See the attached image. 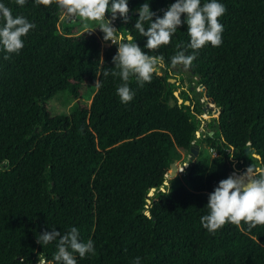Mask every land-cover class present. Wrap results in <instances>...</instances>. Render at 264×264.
Here are the masks:
<instances>
[{
	"label": "trees",
	"instance_id": "1",
	"mask_svg": "<svg viewBox=\"0 0 264 264\" xmlns=\"http://www.w3.org/2000/svg\"><path fill=\"white\" fill-rule=\"evenodd\" d=\"M3 2L35 27L18 54L0 52V264H54L57 241L41 246L38 234L72 227L95 246L94 254L76 255L77 264H133L136 257L141 264H264V225L226 223L209 232L200 224L208 194L235 165L264 162V0H220L222 44L195 50L190 66L171 64L179 51L193 54L187 26L169 44L145 48L134 23L146 0H129L124 34L163 56L166 67L143 86L130 76L135 95L127 104L116 94L124 83L112 63L117 45H103L95 21L79 16L61 25L59 0ZM147 2L162 16L175 0ZM184 67L220 112L200 138L191 99L179 94L190 102L179 105L170 81ZM90 91V106L51 113L59 94L78 101ZM203 141L216 156L199 151L187 162L185 183L170 191L168 171ZM247 147L260 157L251 153L248 165L240 161Z\"/></svg>",
	"mask_w": 264,
	"mask_h": 264
},
{
	"label": "clouds",
	"instance_id": "2",
	"mask_svg": "<svg viewBox=\"0 0 264 264\" xmlns=\"http://www.w3.org/2000/svg\"><path fill=\"white\" fill-rule=\"evenodd\" d=\"M36 4L49 5L53 0H33ZM19 6H24L28 0H16ZM129 0H59L58 7L70 15L100 21L99 29L103 33V41L117 45L112 57V63L120 69L119 75L124 82L116 89L120 102L127 104L134 98L135 92L127 83L130 76L135 77L139 86L151 82L153 73L166 67L163 56H150L135 42L132 35L114 39L118 32L112 26L117 14L127 23L129 20ZM110 5V6H109ZM111 15V20L105 18V13ZM138 18L134 28L146 38L145 48L157 49L170 43L172 36L182 25L187 26L189 42L193 54L177 52L171 57L172 65L190 66L196 58L195 50L211 45L222 44L224 26L219 18L226 12V7L220 0H175L163 12L156 16L150 10L149 3H143L138 9ZM155 17V19H153ZM183 17V18H182ZM149 26L145 28L144 23ZM35 27L26 17L13 15L3 0H0V52L5 53V59L18 54L24 47V37ZM97 86H99L97 84ZM259 159V158H258ZM207 214L200 217V224L209 232H215L226 223L240 224L242 221L249 228L264 225V162L262 166H249L242 174L230 175L218 182L207 196ZM57 241V251L54 253V264H77L76 255L81 259L95 253L94 242H86L80 238L76 227L65 233L45 231L38 234L37 243L41 246ZM133 264H141V258L136 257Z\"/></svg>",
	"mask_w": 264,
	"mask_h": 264
},
{
	"label": "rangeland",
	"instance_id": "3",
	"mask_svg": "<svg viewBox=\"0 0 264 264\" xmlns=\"http://www.w3.org/2000/svg\"><path fill=\"white\" fill-rule=\"evenodd\" d=\"M66 20H70L71 23H74L76 20H79V16L78 15H70L66 12V10H63L62 14H61V25L64 21ZM81 20V19H80ZM95 25H100V21H95L94 22ZM60 25V28H61ZM86 30H94L93 28H86L83 29V31ZM119 31H121L124 34L123 29L120 27ZM123 37V35L119 34L118 32L115 34L114 39L116 41H119L121 38ZM103 45L106 44H112L110 41L109 42H104L103 39L101 40ZM158 76H163V72L162 69H160L157 72ZM196 80L195 79H191V80H187L185 83V86H189V87H194V92L197 94H200L201 92L203 93V90L201 87H197V85H194L193 83H195ZM171 83H175L173 82V80H171ZM176 92H178L180 94L181 90H176ZM94 96V92L90 91L89 94H87L86 96H84L83 98H81L78 101H74L71 98L67 97L64 94H59L58 96H56L55 98H53L50 103H49V107H50V111L52 114L54 115H71L78 104L83 103L87 106H90L91 102H92V98ZM197 99H199V103L202 105L203 101H206V103H203V107L201 108L202 111V115L201 118L205 119L206 123L208 121L212 122V120H216L218 118L219 115V109H217L214 104H211L210 102H208V100L206 99L205 96L203 95H198ZM168 104L172 107L175 102L170 98ZM218 113V114H217ZM204 123L201 124V128L200 130L203 131L200 133L199 132V138L201 137V135H206L210 130H211V126L209 128H204ZM200 151L203 153L208 154V156H210L211 158H214L216 156V154L213 152V150H211L207 145L206 142L203 141L201 142L200 145ZM248 156H244L240 159V161L243 163L245 162L247 164L248 161ZM190 160V155H186L183 153H180V159L178 161L175 162V168H177L176 174H173V169L171 168L168 173H167V183H168V188L169 190H174L177 187H179L180 185L185 183V177H186V168L184 167V164H188L187 162ZM247 169L246 167H238V165L234 166V172L236 174H242L245 170ZM38 264H46L44 261L38 263ZM51 264V263H50Z\"/></svg>",
	"mask_w": 264,
	"mask_h": 264
},
{
	"label": "flooded vegetation",
	"instance_id": "4",
	"mask_svg": "<svg viewBox=\"0 0 264 264\" xmlns=\"http://www.w3.org/2000/svg\"><path fill=\"white\" fill-rule=\"evenodd\" d=\"M105 18L111 20V17L109 16L108 12L105 13ZM124 25L125 23L123 22V20L119 17V14H117V19L115 21H112V26L116 28V30L118 31V33L121 35H123V38L127 37L125 34H123L121 31H119V28L121 27L124 31ZM173 73L171 74V76L173 77V84H176L178 89L181 90L180 95H182L183 99L188 97L189 99H191L192 101V105H193V110L195 111V113L197 114V118L201 121V124L204 123V128H209L210 126V121H208L206 123L205 119L201 118L202 115V111L199 113L200 108H202L203 103H206V101L202 102V105L198 102L197 103V96L198 95H203L205 96V93L203 91V93L201 92L200 94H197L194 92V87H189V86H185L186 81L191 80V79H195L197 80V78H195L193 76V74L191 73L190 69H183L180 70L179 68H175L174 70H172ZM170 80V81H171ZM194 85H196V82L193 83ZM198 87V86H197ZM185 102H189V101H185ZM190 105V102H189ZM188 105V106H189ZM198 110V111H197ZM203 132L200 130V133ZM242 163V162H241ZM248 165V162H247Z\"/></svg>",
	"mask_w": 264,
	"mask_h": 264
},
{
	"label": "water",
	"instance_id": "5",
	"mask_svg": "<svg viewBox=\"0 0 264 264\" xmlns=\"http://www.w3.org/2000/svg\"><path fill=\"white\" fill-rule=\"evenodd\" d=\"M131 15L129 14L128 15V17H130ZM184 70L185 69H187V67H184L183 68ZM160 69H158L157 71H155L154 73H156L157 74V72L159 71ZM201 88H202V90L204 91V93H205V97H206V99L208 100V102H210L211 104H214V106H215V103H214V101L212 100V99H210L209 98V96L206 94V90L201 86ZM175 97L178 99V104L179 105H181V104H184V105H186V106H188L189 105V102H184L181 98H180V96H179V93L178 92H175ZM220 113V112H219ZM218 117H219V115H218ZM213 134H214V132H211L210 133V136H213ZM196 136H197V138H199V132H197L196 133ZM199 151H200V148L198 147V146H196V145H192V148L190 149V161H195L198 157H199ZM255 154V151H252V149L250 148V147H247L245 150H244V155L245 156H248V155H250V154ZM255 156V158H260L259 156H256V155H254ZM184 167L185 168H187L188 167V164H184ZM172 169H176L175 168V163L172 165ZM232 175V174H231ZM167 177V176H166ZM165 185L166 186H168V183L167 182H165ZM162 191H164V189H162ZM154 192H155V189H153L150 193H149V196H153L154 195ZM148 202V204H150V201L148 200L147 201ZM146 214L149 216V213L148 212H146Z\"/></svg>",
	"mask_w": 264,
	"mask_h": 264
},
{
	"label": "built area",
	"instance_id": "6",
	"mask_svg": "<svg viewBox=\"0 0 264 264\" xmlns=\"http://www.w3.org/2000/svg\"><path fill=\"white\" fill-rule=\"evenodd\" d=\"M192 145H194V143H193ZM232 174H234V173H232ZM42 261H44V260H41L40 262H42ZM40 262H39V263H40ZM44 262H45V261H44Z\"/></svg>",
	"mask_w": 264,
	"mask_h": 264
},
{
	"label": "bare ground",
	"instance_id": "7",
	"mask_svg": "<svg viewBox=\"0 0 264 264\" xmlns=\"http://www.w3.org/2000/svg\"><path fill=\"white\" fill-rule=\"evenodd\" d=\"M234 174H236V173H234Z\"/></svg>",
	"mask_w": 264,
	"mask_h": 264
}]
</instances>
